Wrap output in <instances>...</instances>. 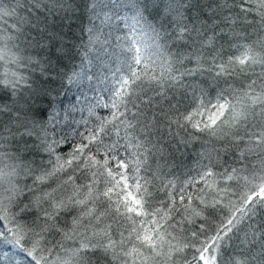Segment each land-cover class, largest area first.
<instances>
[{"label":"snow or ice","instance_id":"obj_1","mask_svg":"<svg viewBox=\"0 0 264 264\" xmlns=\"http://www.w3.org/2000/svg\"><path fill=\"white\" fill-rule=\"evenodd\" d=\"M118 4L0 0V243L27 264H264V0ZM82 80L99 95L65 109L53 85Z\"/></svg>","mask_w":264,"mask_h":264},{"label":"trees","instance_id":"obj_2","mask_svg":"<svg viewBox=\"0 0 264 264\" xmlns=\"http://www.w3.org/2000/svg\"><path fill=\"white\" fill-rule=\"evenodd\" d=\"M112 0H98V3L101 4H110ZM120 5H126L125 7L121 8ZM130 5V0H119V4L116 6L115 11L120 14V16H127V17H132L134 15V11L131 9ZM131 22V21H129ZM77 24H80L82 27L87 28L89 27L88 25V16L85 15L81 18V20L76 22ZM115 24L118 25L120 31V35H123L127 29L125 28V24L116 21ZM73 31L76 32L77 35H80V30L77 27L73 28ZM85 35V43H86V37L87 34L84 33ZM76 64H79V60L75 61ZM10 70V71H15L16 69L12 68L11 66L5 65L4 62H0V77H3L5 71ZM93 70H95L93 68ZM53 87L56 89V91L59 93V95L56 97L58 100H63L64 102V108L68 109L70 108L73 104H79L81 101V92H83L85 95L88 97H92L93 95H99V90L96 91V93L88 91V82L85 80L81 81V86H77L76 84H71V83H56L53 85ZM75 97V99H73ZM98 112L101 114H106V110L103 109H98ZM82 118H87V113H76L75 114V120L79 121ZM64 131H69V129L65 128L63 129ZM59 131V130H58ZM191 165H194L195 161H189ZM236 243H239V241H236ZM7 254V257H11L13 260H21L24 261V264H27L28 258L25 256L24 253L20 252L19 249L14 248L12 246H9L4 243H0V261L6 260L7 257H5L4 254Z\"/></svg>","mask_w":264,"mask_h":264}]
</instances>
